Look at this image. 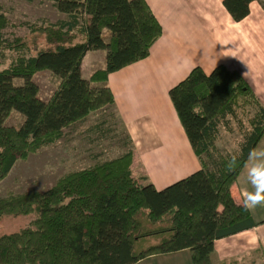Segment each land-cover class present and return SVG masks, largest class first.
<instances>
[{
    "label": "trees",
    "instance_id": "16d2710c",
    "mask_svg": "<svg viewBox=\"0 0 264 264\" xmlns=\"http://www.w3.org/2000/svg\"><path fill=\"white\" fill-rule=\"evenodd\" d=\"M253 1L224 0L223 5L238 22ZM53 4L66 18L42 19L29 29L44 36L45 49L30 54L25 40L0 34V60L9 61L0 71V181L15 162L59 141L68 126L112 107L107 76L145 59L162 33L144 0ZM2 13L0 7V28L7 26ZM98 50L105 51L104 68L85 80L81 62ZM42 71L59 80L48 101L38 98L32 80ZM168 95L200 170L156 191L151 184L139 185L125 161L97 163L61 176L43 193L0 198V219L33 215L27 227L0 236V264H134L184 249L192 264H212L214 241L255 226L249 211L231 197V187L264 133L263 106L239 73L223 65L209 75L193 68ZM10 111L24 118L18 128L4 124ZM240 113L253 114L233 154L240 167L230 170L233 155L221 154L216 140L220 128L241 122Z\"/></svg>",
    "mask_w": 264,
    "mask_h": 264
},
{
    "label": "crops",
    "instance_id": "0c3cea01",
    "mask_svg": "<svg viewBox=\"0 0 264 264\" xmlns=\"http://www.w3.org/2000/svg\"><path fill=\"white\" fill-rule=\"evenodd\" d=\"M144 1L162 28L161 36L145 59L107 76L114 103L101 111H111L125 134L134 155L131 177L161 191L200 170L168 95L193 68L206 75L219 65L236 71L264 108V8L253 1L247 16L235 22L224 0ZM55 15V21L66 18L57 11ZM104 65L105 51L87 52L81 76L87 80ZM259 147H264V133ZM247 163L231 187V197L241 205L247 190L240 177ZM249 213L255 226L214 241L212 264H264V207ZM134 264H192L191 252L151 255Z\"/></svg>",
    "mask_w": 264,
    "mask_h": 264
},
{
    "label": "rangeland",
    "instance_id": "374dc122",
    "mask_svg": "<svg viewBox=\"0 0 264 264\" xmlns=\"http://www.w3.org/2000/svg\"><path fill=\"white\" fill-rule=\"evenodd\" d=\"M264 8V0H258ZM3 20L7 26L0 28L4 39L25 40L30 54L46 48L44 36L29 33L42 19L55 22L53 0H0ZM8 58L0 60V71L8 66ZM33 82L38 86V98L48 101L59 85L58 78L49 71L36 73ZM21 84L20 79L14 80ZM102 109V108H101ZM94 111L81 122L63 130L62 138L56 143L30 153L26 159L18 160L6 177L0 181V198L9 195H24L29 192L43 193L54 186L63 175L87 169L95 164L127 162L126 169L134 159L131 148L119 123L111 111ZM253 113L239 114L241 122L232 120L230 129H219L216 145L221 154L233 155L237 152L244 134L249 130L247 120ZM23 116L10 111L5 119L6 126L18 128ZM76 123V122H75ZM74 123V124H75ZM104 134L101 136V134ZM33 215H7L0 219V236L19 232L27 227Z\"/></svg>",
    "mask_w": 264,
    "mask_h": 264
},
{
    "label": "clouds",
    "instance_id": "9594fccd",
    "mask_svg": "<svg viewBox=\"0 0 264 264\" xmlns=\"http://www.w3.org/2000/svg\"><path fill=\"white\" fill-rule=\"evenodd\" d=\"M247 162L240 180L242 187L247 190L243 207L246 211H252L257 207H264V147L250 150ZM228 167L230 170L240 167V162L235 155L228 161Z\"/></svg>",
    "mask_w": 264,
    "mask_h": 264
}]
</instances>
